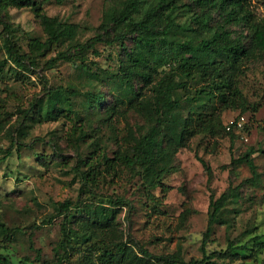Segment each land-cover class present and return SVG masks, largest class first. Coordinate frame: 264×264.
Wrapping results in <instances>:
<instances>
[{
    "label": "trees",
    "instance_id": "trees-1",
    "mask_svg": "<svg viewBox=\"0 0 264 264\" xmlns=\"http://www.w3.org/2000/svg\"><path fill=\"white\" fill-rule=\"evenodd\" d=\"M48 1L0 0V45L4 51L0 59V90L8 91L9 80L24 77L23 71L35 73L40 67L50 69L61 62L75 64L82 78L94 87L93 82L101 79L89 64L88 54L99 56V43L117 44L124 59L120 60L113 82L125 91L124 97L121 94L117 100L130 104L136 100V107L145 114L148 123L139 128L138 135L128 130L123 148L112 155L105 149L97 150L100 146L93 148L90 155H79L74 166L80 181L77 197L56 202L55 213L41 220L42 225H47L55 216L61 217L60 236L52 258L40 261L38 254L26 260L33 264H234L235 260L246 258L251 250H257L254 246H263L264 234L254 235L243 243H229L223 250L206 251L203 242L201 258L189 260L178 252L152 254L143 247L135 249L130 242L113 239L106 232L118 207L128 204L126 198L110 195L104 199L95 195L99 183L106 176H114L119 168L132 172L145 192L157 188L166 192L163 180L174 167L173 149L167 143L184 147L197 134H217L216 118L218 125L222 123L214 113L219 107L236 109L240 114L248 109L238 77L245 61L253 57L264 60V17L251 9L248 0H121L105 8L97 32L81 41L79 24L46 14L43 5ZM9 7L31 8L40 24L43 36L28 35L27 51H22L17 29L6 19ZM128 38L130 47L124 43ZM136 79L151 85V96L139 98L134 87ZM191 83L199 86L190 91ZM181 91L186 92L184 98ZM75 92L67 84L48 87L43 103L42 98L29 99L28 107L20 105L14 111L7 109L6 97L0 95V134L14 114L20 120L19 135L24 132L21 124L36 113L54 119V113L65 108H59V104L68 102ZM107 94L100 89L86 90L83 103L89 114L103 109L106 119H111L115 107L106 102ZM67 108L64 112L72 121L73 131L69 138L77 147L84 141L85 133L78 126L77 113L72 112L70 103ZM239 116L242 115L235 118ZM262 129L264 132V126ZM234 130L226 132L233 134ZM12 145L5 150V156L12 154ZM27 146L16 141L17 155ZM261 153L264 155V145ZM239 160L254 170L248 153ZM236 195L226 191L211 201L203 241L228 199ZM41 224L34 222L13 228L0 222V264H15L11 252L17 232L27 233L32 243Z\"/></svg>",
    "mask_w": 264,
    "mask_h": 264
},
{
    "label": "rangeland",
    "instance_id": "rangeland-1",
    "mask_svg": "<svg viewBox=\"0 0 264 264\" xmlns=\"http://www.w3.org/2000/svg\"><path fill=\"white\" fill-rule=\"evenodd\" d=\"M119 1L50 0L43 9L49 16L79 24L82 29L79 38L84 41L97 32L105 8ZM248 2L258 16L264 17V0ZM5 15L17 29V42L22 51H27L28 35L43 36L31 8L9 7ZM232 28L240 30L237 26ZM124 43L131 46L129 38ZM105 45L97 44L99 56L88 54L89 64L101 79V82H93L96 83L94 87L82 78L75 64L61 62L50 69L40 67L35 73L23 71L24 77L9 80L8 91L0 90L1 97H6L9 111L20 105L28 107L29 99L42 98L43 103L48 87L67 84L76 91L68 102L59 104V108H65L62 112L56 111L54 119H46L38 113L26 118L21 124L26 132L23 135L18 133L17 114L3 127L0 134V222L8 227L41 224L43 218L55 213L56 202L77 197L80 181L74 166L79 155H90V151L99 146L97 150L102 148L112 155L113 151L123 148L128 130L138 135L139 128L146 127L148 118L136 107V100L131 104L117 100L121 94L124 97L125 91L113 80L124 54L117 44ZM3 57L0 45V59ZM242 67L238 81L248 109L240 114L239 110L219 107L214 113L220 116L222 123L218 125L216 118L217 134H197L184 147L167 143L173 149L174 167L163 180L166 192L160 188L145 192L138 178L121 168L99 183L96 198L123 195L128 202L118 207L106 231L110 237L128 241L135 249L143 247L152 254L178 252L189 260L201 258L203 242L206 251L223 250L229 243H243L254 235L264 234V155L261 153L264 145V60L253 57ZM198 86L191 83L193 89L190 91ZM134 87L139 98L152 94L151 85L139 79L134 81ZM90 88L94 92L100 89L108 93L106 102L110 101L115 107L111 119H106L103 109L91 114L85 109L84 94ZM185 93L181 91L182 98ZM68 103L72 112L77 113V124L85 133L84 141L77 147L69 138L73 133L72 121L64 112ZM238 115L245 118L243 127L228 134L227 125ZM16 141L28 145L22 147L19 156L15 151ZM10 145L13 152L5 156ZM246 153L253 160L254 170L244 160H239ZM226 191L237 195L228 199L203 241L210 203ZM60 221L61 217L55 216L50 224H41L32 243L27 233L17 232L14 252H11L15 264H33L26 259L32 260L38 254L40 261L50 260L60 236ZM254 247L257 250H251L246 258L237 259L234 264H264V245Z\"/></svg>",
    "mask_w": 264,
    "mask_h": 264
},
{
    "label": "built area",
    "instance_id": "built-area-1",
    "mask_svg": "<svg viewBox=\"0 0 264 264\" xmlns=\"http://www.w3.org/2000/svg\"><path fill=\"white\" fill-rule=\"evenodd\" d=\"M244 116H239L238 118H235L233 120H231L229 122V124L227 125V130H232V129H241L243 127V124H244Z\"/></svg>",
    "mask_w": 264,
    "mask_h": 264
}]
</instances>
